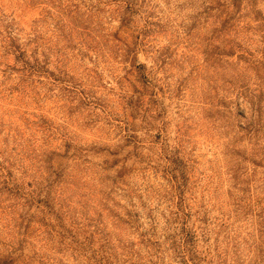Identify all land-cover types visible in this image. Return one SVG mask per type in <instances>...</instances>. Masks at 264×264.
Returning a JSON list of instances; mask_svg holds the SVG:
<instances>
[{
    "label": "clouds",
    "instance_id": "9594fccd",
    "mask_svg": "<svg viewBox=\"0 0 264 264\" xmlns=\"http://www.w3.org/2000/svg\"><path fill=\"white\" fill-rule=\"evenodd\" d=\"M0 264H264V0H0Z\"/></svg>",
    "mask_w": 264,
    "mask_h": 264
}]
</instances>
